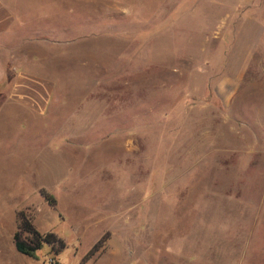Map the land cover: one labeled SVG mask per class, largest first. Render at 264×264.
<instances>
[{"label": "rangeland", "instance_id": "obj_1", "mask_svg": "<svg viewBox=\"0 0 264 264\" xmlns=\"http://www.w3.org/2000/svg\"><path fill=\"white\" fill-rule=\"evenodd\" d=\"M15 6L8 77L30 70L55 91L45 115L0 113L8 259L264 264V0ZM23 216L65 248L19 253Z\"/></svg>", "mask_w": 264, "mask_h": 264}, {"label": "crops", "instance_id": "obj_2", "mask_svg": "<svg viewBox=\"0 0 264 264\" xmlns=\"http://www.w3.org/2000/svg\"><path fill=\"white\" fill-rule=\"evenodd\" d=\"M15 1L0 0V34L24 25L21 19L22 12L16 8ZM224 1L234 6H246L256 2V0ZM54 91L55 83L52 79L30 70L19 69L9 78L6 60L0 53V113L7 112L5 107L12 104L20 108L30 109L39 115H45L52 102ZM0 264H13L8 259L7 251L2 244H0Z\"/></svg>", "mask_w": 264, "mask_h": 264}, {"label": "trees", "instance_id": "obj_3", "mask_svg": "<svg viewBox=\"0 0 264 264\" xmlns=\"http://www.w3.org/2000/svg\"><path fill=\"white\" fill-rule=\"evenodd\" d=\"M14 243L18 252L32 258H37V252L42 249L44 243H49L56 253L65 248L63 239L54 232L41 233L31 220L24 216L18 224V230L14 233ZM57 243L60 245L58 246Z\"/></svg>", "mask_w": 264, "mask_h": 264}]
</instances>
